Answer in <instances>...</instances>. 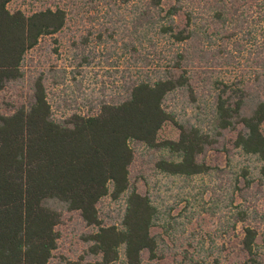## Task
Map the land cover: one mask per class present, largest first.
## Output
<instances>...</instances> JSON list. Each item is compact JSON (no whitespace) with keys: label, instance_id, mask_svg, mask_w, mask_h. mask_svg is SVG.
<instances>
[{"label":"trees","instance_id":"obj_1","mask_svg":"<svg viewBox=\"0 0 264 264\" xmlns=\"http://www.w3.org/2000/svg\"><path fill=\"white\" fill-rule=\"evenodd\" d=\"M12 1L0 0V94L22 77L25 55L42 38L61 32L68 19L59 7L30 15L11 12ZM89 9L104 10L107 25L111 18L114 25L124 24L129 39L124 46L133 62L141 61L146 69L155 61L165 63L163 68L156 63L152 74L130 77L127 98L101 105L95 115L56 121L42 77L27 105L7 115L0 105V264H50L64 213L78 214L94 231L83 237L92 261L61 264H161L168 244L152 233L161 214L130 182L133 143L161 153L158 172L193 179L211 174L214 169L204 161L207 151L215 149L223 132L233 133V147L264 171V0H99ZM103 25L107 32L112 27ZM232 40L237 54L227 47ZM161 43L169 46L166 52L156 50ZM242 53L248 54L254 84L214 81L211 131L167 109V99L176 92L198 103V72L189 66L203 73L235 63ZM167 125L172 133L163 137ZM243 177L249 189L251 182ZM106 198L124 200L120 223L101 220L99 205ZM233 202L214 233L206 240L200 235L192 253L185 249L173 264H264V218ZM166 226L164 233L173 238L176 224ZM197 236L192 233L189 240Z\"/></svg>","mask_w":264,"mask_h":264},{"label":"rangeland","instance_id":"obj_2","mask_svg":"<svg viewBox=\"0 0 264 264\" xmlns=\"http://www.w3.org/2000/svg\"><path fill=\"white\" fill-rule=\"evenodd\" d=\"M98 1L14 0L8 5L9 11L19 10L26 15L59 7L66 11L68 19L61 32L42 38L38 46L25 55L21 67L22 77L7 84L0 94L4 114H11L17 107L27 105L32 99L35 81L42 77L56 121L61 122L73 114L95 115L101 105L120 103L127 98L130 77L139 79L152 74L156 63L163 68L164 61H155L150 69H146L139 60L132 61L129 48L124 46L129 44L128 37L123 34L124 24L120 22L114 25L116 18H111V23L107 25L108 20L103 18L104 10L97 13L89 9ZM120 14L127 17L123 11ZM103 24L114 29L111 27L107 32ZM260 25L256 27L257 30ZM100 36L102 40H99ZM232 42H227V47L237 54ZM135 43L138 51H143L138 42ZM168 49L169 46L162 43L156 48L159 53ZM149 56L152 58V54ZM136 57L139 59L140 55ZM247 59L248 54L242 53L235 63L210 67L209 70H203V73L195 68L197 65L189 66L191 71L198 72V103L192 104L187 93L176 92L167 99V109L174 111L183 122L190 120L198 123L199 120L205 131H211V105L216 94L214 81L228 86L248 80L254 84L252 81L255 75ZM207 79L210 81L207 82ZM170 131L172 127L167 125L163 137L169 136L172 133ZM234 140L233 133L223 132L217 138L215 149L207 151L204 157L206 164L214 170L210 175L193 179L169 177L158 172L155 164L161 158V153L148 150L138 143L131 144L134 151V163L130 168L131 185L140 194L149 196L161 214L162 221L152 231L155 235H163L168 244L165 252L167 257L161 264H173L174 257L180 261L182 251L187 249L192 253L200 235H204L205 240L207 234L212 235L220 221L223 223L226 220V206L231 199L234 205H247L264 218L262 164L240 154L233 147ZM243 175L251 182L249 189L244 188ZM240 195H244V199ZM124 208V200L113 202L106 198L99 205L100 218L106 225L120 223ZM168 223L176 224L173 238H168L164 233ZM93 231L83 224L78 214L64 213L59 227L61 237L58 249L50 264H61L66 260L80 261L84 258V262L92 261L85 253L87 245L83 237ZM192 233L198 235L195 240H189ZM236 234L241 235L240 225L237 226ZM216 243L219 245L222 241L217 239Z\"/></svg>","mask_w":264,"mask_h":264}]
</instances>
